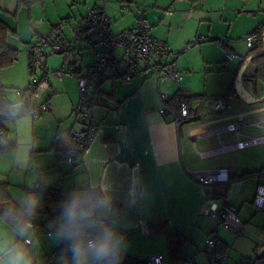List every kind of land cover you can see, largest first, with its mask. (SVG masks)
<instances>
[{"label":"crops","instance_id":"0c3cea01","mask_svg":"<svg viewBox=\"0 0 264 264\" xmlns=\"http://www.w3.org/2000/svg\"><path fill=\"white\" fill-rule=\"evenodd\" d=\"M37 1L0 0V18L10 28L16 30V34L27 44L24 46L25 52L22 62L17 66L19 69L14 70L16 74L9 78L13 82L7 83L11 86L17 85L18 90L26 88L30 83H26L29 71H27L29 68L27 51L33 37H41L42 34L38 32L31 20V18L34 20L40 18V15L37 14V8H33L34 2ZM251 1L253 0H106L102 6L110 20V28L113 32L134 28L138 17L143 15L151 26V33L165 41L175 54L174 58L168 61L176 63L177 53L199 35L198 30L200 31L205 23H210L207 33L211 34L213 22L220 21L225 25L228 22L229 26L232 21L227 18L236 12L237 15L248 12L255 15L256 9L246 7V4L249 2L251 4ZM75 3L86 7L82 13H78L79 16H75L74 11H72V5ZM95 3L96 0H68V6H70V12L73 15L67 19L59 18L60 21L55 25L51 23L47 31L49 34L46 33L45 37L61 35L72 38L73 26L83 19L86 15L85 11ZM261 3H264V0ZM213 13L220 14L218 21L210 16ZM14 20H16V25ZM66 20L68 22L62 24ZM43 22L44 20L41 19L40 24ZM262 22L264 21L259 22V24ZM227 30L230 31V28L227 27ZM223 39L227 38L224 37ZM228 46L232 52L233 49L229 40ZM218 47L223 51L220 46ZM77 50L81 68L76 74H70L66 71L67 65L71 61L70 58L61 53H50L46 56V75L50 71V64L53 65L54 69L58 68L60 64L54 58L60 57L63 61L65 60L62 65L67 64L66 68L61 67L59 69L61 70V79L59 80L55 76L59 82L62 81V84L56 90H52V85L48 81L41 86L39 96L33 99L35 105L44 101H49L50 104L48 112H43L36 117L31 116L33 130L39 131L38 140L42 139L40 143L35 142L36 147L33 151L40 153L36 157L35 163L37 167L48 172L53 178V183L47 188V194H60V198L50 201L45 199L47 194L44 195V207L40 217H38L40 218L38 224L41 230L46 221L55 218L58 202L72 188L78 171H83L82 168L78 169L77 164L72 166L66 163L68 162L65 157L67 147L59 144L55 139L59 131L67 130L71 135V131L81 128L83 123L73 112L74 106L80 99L76 77L78 74H84L88 71L96 57L98 47L92 48L77 44ZM177 66L179 71V65L177 64ZM132 68L134 74L129 81L125 82L119 76H114L102 83L100 93L103 98L93 110V121L97 125V132L93 140L104 150L109 163L112 164L117 183L122 189H127L130 181L139 179L146 189V196L142 201L130 209H125L129 224L127 237L130 242L126 254L139 260L161 255L164 264H167L164 260V252L169 260L170 258L165 235L150 230L151 222L163 220L166 229L185 234L187 241L181 248L182 258L194 257L196 264H205L207 262H203V260L206 261L204 240L210 233L217 230V249L218 245L225 246V254L228 253V249L237 235L231 231L218 228L216 219L207 214L211 201L223 193L226 203L232 206L237 214L239 210L237 211L234 206H239L241 213L245 211L243 219L246 220L247 216H250L256 209L252 205V199L257 184L264 180V175L260 176L257 173L258 170L264 168V165H261L264 163H262L259 155L253 157L244 153L252 147L228 154L202 158L198 153V150H202L197 146L198 140L213 137L214 146H217L216 137H196L188 134L186 127L196 125L200 119L193 117L189 122H175L173 119L178 115V109L169 107L160 98L161 93L172 98L181 92L183 97H186L185 101L190 105L193 112L205 107L201 102L195 103L196 101L191 100L192 95H188L181 88L182 75L180 74L181 80L177 84L172 78L164 74L159 66L148 65L145 61L137 62ZM127 69L128 66L125 63L117 65L119 74H123ZM64 82L69 85V94L67 91H63ZM5 86L7 87V85ZM56 97L57 100L50 103V100L52 101ZM6 99L13 106L14 103L7 97ZM249 104L252 103L247 102L238 109L233 108V110H239L241 107L250 109L259 103L257 105L253 103L249 107L244 106ZM164 106L166 112L161 114L159 110ZM223 114L225 113L207 114L205 119H212ZM5 127L11 140L16 136V133L10 131L9 125L5 124ZM15 129L17 130V125H15ZM230 136L231 141H233V135L230 134ZM214 146H208L204 149ZM219 156H226V159L214 160ZM222 167L229 168L228 181L214 185L209 189L190 176V172L193 171L213 170ZM5 174L7 171L0 164V175L4 176ZM0 183H4V181ZM6 183L8 184V182ZM9 186L8 192L11 197H14L22 189L21 187L10 188ZM228 187H234L232 189L236 194L227 192ZM247 201L254 209L245 203ZM218 203H221L220 200ZM118 206L124 207L122 203H118ZM242 223L244 225L242 231L253 232V224L247 221ZM44 230L46 234V228ZM262 236L264 235L261 233L259 238ZM56 249L58 247L50 246L42 252V264H45L52 255H49L50 252L53 253Z\"/></svg>","mask_w":264,"mask_h":264},{"label":"built area","instance_id":"2783aa9c","mask_svg":"<svg viewBox=\"0 0 264 264\" xmlns=\"http://www.w3.org/2000/svg\"><path fill=\"white\" fill-rule=\"evenodd\" d=\"M105 2L106 0H96V3L88 8L85 17L73 26L72 38L54 35L32 42L27 51L32 81L26 88L17 90L22 101L21 107L17 110L21 113H29L30 116L36 117L43 112H48L50 110L48 101L37 105L33 102L34 97L39 96L41 86L48 83L45 69L46 56L50 53L65 55L71 59L66 71L70 74H76L81 68L77 44L92 48L98 47L96 57L88 71L84 74H78L76 77L80 99L74 106L73 112L83 123L81 128L71 131V136L76 147L81 150L86 149L96 135L97 125L93 121V110L102 101L100 86L104 81L114 76H119L125 82L129 81L134 74L132 66L139 61H145L148 65L159 66L161 71L177 84L181 80L177 64L168 61L173 59L175 54L165 41L151 33V26L145 17L140 15L136 26L132 29L113 32L110 28V20L102 6ZM67 22L66 20L62 24ZM254 39L253 36H247L248 43H253ZM225 41L226 39L219 41V46L223 49L226 60H234L235 55L227 49L228 44ZM117 51L119 54H116ZM119 63H125L128 66L127 71L123 74L117 72ZM36 72H42L39 78H37ZM54 74L59 80L61 79V70H56ZM160 98L164 103L169 100L165 93H161ZM12 108L14 107L12 106ZM159 112L165 114L166 107L160 108ZM0 113L6 114L7 112ZM218 113L225 114L217 115L212 119H205L207 114ZM193 117L199 118L200 121L196 125L186 127L188 134H191L192 129L199 128V132L193 136H215L218 140L217 146L198 150L202 158L228 154L264 144V133L256 134L244 131L247 127L264 129V101L260 102L259 106L250 109L241 107L234 111L231 100L227 96H222L208 100L204 108L193 112L190 105L183 100L179 104L178 115L173 120L177 123L189 122ZM5 121V116L0 115V130L7 132ZM223 133L232 134L233 141L223 142L221 139ZM66 160L71 165L77 164L74 159L70 158L68 148L66 149ZM190 176L209 189L214 185L228 181L229 168L193 171L190 172ZM219 200L221 203H218ZM252 205L258 210H264V180L256 186ZM207 214L216 219L218 228L231 231L234 234L242 232L244 228L238 214L232 206L226 203L223 193L211 201ZM217 243V230H215L204 240L207 264H226L227 254L218 252ZM143 264H164V261L161 255H154L145 259ZM182 264H196V262L191 257H185Z\"/></svg>","mask_w":264,"mask_h":264},{"label":"clouds","instance_id":"9594fccd","mask_svg":"<svg viewBox=\"0 0 264 264\" xmlns=\"http://www.w3.org/2000/svg\"><path fill=\"white\" fill-rule=\"evenodd\" d=\"M0 115L17 125L11 140L6 130H0V157L9 161V168L27 174L24 187L14 197L0 191V264H42L38 217L53 178L32 160L30 114L12 108ZM55 139L69 149L78 169H83L46 226L47 240L63 246L57 264H122L130 247L125 209L142 201L146 189L139 179L122 189L112 164L95 140L81 150L67 130L59 131Z\"/></svg>","mask_w":264,"mask_h":264},{"label":"rangeland","instance_id":"374dc122","mask_svg":"<svg viewBox=\"0 0 264 264\" xmlns=\"http://www.w3.org/2000/svg\"><path fill=\"white\" fill-rule=\"evenodd\" d=\"M261 1L262 0H253L251 1V4L250 2L246 4V7H251L248 9H256V16L252 15V13L249 12L237 15L236 12L231 17L227 18L229 21H232L231 25L229 26L228 22L225 25V23H221L220 21H218L220 16L219 13L211 14L210 16L214 20L218 21L212 23L211 34L207 33V28L208 26H210V23H205L201 27V30H198L199 35H197V37H194L186 45V47L183 48L184 50L182 49L179 53H177L176 63L179 65V72L182 75L181 88L188 95H192L191 100L196 101L195 103L201 102L203 106H205L207 101L210 99L227 96L232 101V107L234 109H238L240 106H242V104H246L247 102H250L252 104L255 103L257 105V103L260 104V102L264 101V82H259L256 85L253 84V82L246 80V76L254 67L253 57L257 54V50H255L256 48H253V45L256 42V38L255 36L251 35V31H253V29L259 24V22L264 21L262 20L264 19V3H261ZM259 6L260 8L258 9ZM35 7L37 8V14L40 15V18L35 20L34 18H31V20L35 28H37L38 32L42 34L41 37L34 36L31 40L32 42L45 38V36L49 34V32L47 33V31L51 23L55 25L60 21L59 18L67 19L73 15L70 12L68 0H38L33 4V8ZM85 8L86 7L82 4L76 5L75 3V5H72V11H74L75 16H79L78 13H82ZM10 16L13 17V15L11 14ZM41 19L44 20L43 24H40ZM14 21V24L16 25V20ZM227 27L228 29L230 28V31L227 30ZM250 35L255 38L253 43L247 42V36ZM224 37L227 38L232 45V52L235 55L234 60H226L225 54L218 47L219 41L225 40L223 39ZM227 39L225 42H227L228 44ZM25 42L26 41L22 40L18 34L9 33L7 37V43L10 47L16 48L18 50V58L13 64L5 67L2 70L1 74L2 84L4 86L7 85V87L5 86V95L10 101L14 103L13 107L15 109H19L22 105L21 97L17 94L18 86H11V84L7 83L13 82L9 78L16 74L14 70L19 69H17V66H19L20 62H22L23 53L25 52L24 46L27 45ZM228 47L229 46L227 45V49H229ZM116 54H119V51H117ZM54 59H56L60 63L58 68L54 69L53 65L50 64V71L46 75V80H48L52 85V90H56L57 87L62 84V81L59 82L57 80L54 72L58 69H61V67L66 68L67 65H62L65 60L63 61V59H60V57H56ZM224 67L225 69H223ZM28 70L29 68H27V71ZM29 72L30 70L27 74V84L32 81V77L29 76ZM36 74L37 78H39L42 72H36ZM231 83H233V90L230 91L229 86ZM63 84V91L68 92L69 85L66 82H64ZM69 93L70 92H68V94ZM55 100H57V97L52 101L50 100V103L54 102ZM243 101H246V103H243ZM252 104L244 106L249 107ZM259 104L257 106H259ZM32 122L33 119H30L32 146L34 149V147H36L35 142L40 143L42 139L38 140L40 132L37 130H33ZM5 124L9 125V129L12 133H17V130L15 129L16 123H13L11 120H6ZM244 131L256 134L264 133V129L253 127H247L244 129ZM222 139L225 142H230L231 136L229 133H223ZM214 145L215 142L213 137L203 138L198 140L197 142L198 148L202 150L204 148H207L208 146L211 147ZM244 153H248L253 157L259 155L262 163H264V144L258 145L256 147L254 146L244 151ZM39 155L40 153L38 151L32 152V160L35 165V159ZM219 159H226V156H219L214 160ZM66 163L68 165H71L68 162ZM0 164H2L7 171V174L3 176L4 178L0 180V182H8V184L6 183V186L10 185V188H23L24 180L26 179L27 174H21L15 169L9 168V161L5 160L3 157H0ZM232 188L228 187L227 192L235 195L236 192L233 191ZM245 203L253 208L252 205H250L249 201ZM234 208L237 211L239 210L238 217L240 218V220L242 222H250L254 225V228L253 232L244 230L236 235L234 242L228 249L226 264H238L241 259L244 260L245 264H264V236H262V238H259V235H261V233L262 235H264V210H257L253 208L255 212H253L250 216H247L246 220H244L243 216L245 211L241 213L239 206H234ZM38 219V222H40V218ZM48 222L49 221H46V224H43L44 228H46ZM44 228L41 230L42 252L48 249V247L50 246L58 247V251L60 252V254L54 259V262L57 264V258L62 254L63 246L56 245L47 240L46 234L44 233ZM43 234L45 235V237L43 236ZM51 254L52 252H50L49 255ZM164 260L167 262V264H182V260L171 262L167 258L165 252ZM203 262L206 261L203 260Z\"/></svg>","mask_w":264,"mask_h":264},{"label":"trees","instance_id":"16d2710c","mask_svg":"<svg viewBox=\"0 0 264 264\" xmlns=\"http://www.w3.org/2000/svg\"><path fill=\"white\" fill-rule=\"evenodd\" d=\"M24 1V0H19ZM35 0H27V2H33ZM9 33H16L12 30L1 18H0V112H7L12 108V103H10L5 96V86L1 82L2 70L13 64L17 60L18 50L16 48L10 47L7 43V37ZM255 36L256 42L254 43V49L257 50V54L253 57L254 67L251 72L246 76V80L253 82V84H258L259 82H264V22L260 23L251 33ZM250 35V36H251ZM50 37V36H48ZM229 90H233V83L230 84ZM186 97L180 93L175 94L172 98H169L167 104L169 107H174L178 109L181 101H185ZM187 102V101H186ZM66 157V149H65ZM74 166V165H72ZM259 175H264V168L257 171ZM229 178V177H228ZM0 191H3L9 195L8 186L6 183H0ZM46 191L45 194H47ZM10 196V195H9ZM60 198V194L53 193L51 195H46V200L50 201L53 199ZM165 221H154L150 223V230L154 233L160 232L164 233L167 242V252L170 260L172 262L183 260L181 255V248L186 243V236L182 232H175L168 230L164 227ZM239 234V233H238ZM59 248L56 249L52 255L47 259L45 264H56L54 259L60 254ZM226 247L223 245H218V252L225 253ZM247 259V258H245ZM144 260H139L136 257L125 254L122 264H143ZM238 264H245L244 260L241 259Z\"/></svg>","mask_w":264,"mask_h":264},{"label":"bare ground","instance_id":"6f19581e","mask_svg":"<svg viewBox=\"0 0 264 264\" xmlns=\"http://www.w3.org/2000/svg\"><path fill=\"white\" fill-rule=\"evenodd\" d=\"M199 132V128H194V129H192L191 130V134L193 135V134H196V133H198Z\"/></svg>","mask_w":264,"mask_h":264}]
</instances>
